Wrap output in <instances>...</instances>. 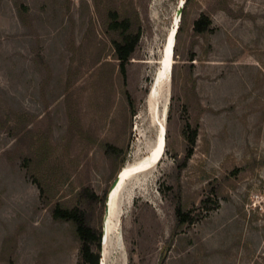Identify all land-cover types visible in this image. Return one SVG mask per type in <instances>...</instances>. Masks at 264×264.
<instances>
[{"label":"rangeland","instance_id":"374dc122","mask_svg":"<svg viewBox=\"0 0 264 264\" xmlns=\"http://www.w3.org/2000/svg\"><path fill=\"white\" fill-rule=\"evenodd\" d=\"M110 11L141 30L126 82ZM176 18L165 153L107 264H264V0H0V264H84L53 207L79 206L104 234L102 199L156 136L150 95Z\"/></svg>","mask_w":264,"mask_h":264},{"label":"trees","instance_id":"16d2710c","mask_svg":"<svg viewBox=\"0 0 264 264\" xmlns=\"http://www.w3.org/2000/svg\"><path fill=\"white\" fill-rule=\"evenodd\" d=\"M109 17V28L119 33V39L115 40L113 45L116 58L119 60L120 71L126 82L127 64L130 62V59L140 42L141 30L138 29L137 32H134L131 19L129 17L121 18L117 11H110ZM211 24V19L206 15H202L194 23L195 32L201 34L206 31H211ZM179 30L180 28L178 29V32ZM126 95L131 107H133L134 101L129 91H126ZM184 134L188 140L186 156V160H188L194 153L198 130L189 125L184 131ZM110 148L114 149L113 147ZM39 188L44 192L41 184L39 185ZM106 195L107 194H105L104 199H102L105 204ZM53 217L57 220L69 222L74 227L75 235L81 244L80 252L82 262L84 264H99L101 261L103 232L102 230L98 231L92 226L86 211L79 206L66 207L61 204H56L53 207ZM177 218L180 224H186L191 220L189 212L183 210L181 206L177 208Z\"/></svg>","mask_w":264,"mask_h":264},{"label":"bare ground","instance_id":"6f19581e","mask_svg":"<svg viewBox=\"0 0 264 264\" xmlns=\"http://www.w3.org/2000/svg\"><path fill=\"white\" fill-rule=\"evenodd\" d=\"M175 25L168 33L166 38L165 48L162 55L161 67L156 78L155 87L152 89L150 97H155L156 101H150V112L152 115V120L157 128L156 136L153 141L147 143L145 147L146 153L142 158L138 160L127 162L120 170V185L124 187L123 196L124 199H129L128 204L131 203L135 195V191L142 188V185L149 178L153 168L162 159L165 153L166 145V117L167 109L169 104V98H163V103L158 100V89L166 82H169L170 71L174 61V48L176 44V36L179 26V18H176ZM173 47V49H172ZM164 82V83H163ZM168 84V83H167ZM160 86V87H161ZM164 104V105H163ZM154 127V126H153ZM142 142V141H141ZM136 158V157H135ZM146 183V182H145ZM118 186L113 194H116L119 190ZM143 190V189H142ZM112 194V195H113ZM113 214L112 206L111 212ZM111 215L109 219L112 220ZM110 236L118 240V249L121 250V236H120V223H112L108 221L106 223V238L104 240L103 254L101 257V264H107V251L108 244L110 242ZM123 237V236H122ZM109 258V257H108ZM125 261V260H124ZM100 264V263H99Z\"/></svg>","mask_w":264,"mask_h":264},{"label":"water","instance_id":"95a60500","mask_svg":"<svg viewBox=\"0 0 264 264\" xmlns=\"http://www.w3.org/2000/svg\"><path fill=\"white\" fill-rule=\"evenodd\" d=\"M172 49H173V47H172ZM155 83H156V81H155ZM161 84L159 85L160 91L158 92V94H161V96L164 99H166L167 96H168V91L163 92L165 90L164 87L166 85V81H165V84H163L162 86H161ZM118 186H120L118 192L116 194H113V191ZM123 190H124V187L120 185V174L118 173V175L115 178V180H114L111 188L109 189L108 195L106 197L105 220H104V225H103L104 226L103 227V230H104V234L103 235L104 236H103V241H102L103 244H104V240L106 238V223L108 221H111L112 223H117V222L120 223V217H121L122 213L124 212V208L129 205L128 204L129 199H124ZM111 206H112V210H113V214L112 215L110 214V212H111ZM110 215H111L112 220L109 219ZM100 264H101V261H100Z\"/></svg>","mask_w":264,"mask_h":264}]
</instances>
